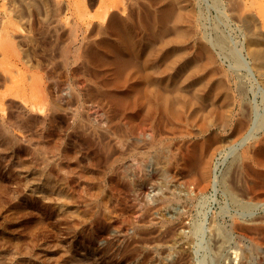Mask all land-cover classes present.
<instances>
[{
    "label": "bare ground",
    "instance_id": "1",
    "mask_svg": "<svg viewBox=\"0 0 264 264\" xmlns=\"http://www.w3.org/2000/svg\"><path fill=\"white\" fill-rule=\"evenodd\" d=\"M32 1L34 2V0L30 1L31 4L33 3ZM36 1L38 2V0ZM120 1H123V3L126 4L129 0L127 2H125V0H119V2ZM136 1L137 0H134V3ZM170 1L171 0H165L164 2L163 0L164 3L161 1V4L160 2H157V0H154V2L152 3H155V5L152 4L153 7H150L151 10L149 12H151V14H154L155 6L157 8L156 13H161V10L162 12L164 10L167 11L166 5H168L167 3H169ZM198 1H196V3ZM217 1L219 3L227 5V8L230 9V11L228 10L226 14H228V12H231L230 15L234 17V21L237 20L236 22H238L244 28L246 32L245 40L247 41V52L252 59L251 60L248 58L252 61V66L249 65V67L251 66L250 69L252 70V72H255V74H257L256 76L259 81L264 83V0ZM37 2L36 6H38ZM149 2H151V0ZM171 2H173L172 7H175L179 4L178 7L180 9H177L175 7L176 9L174 11V8L171 9L169 6L168 10H173L174 13L173 11H171V13L173 14L169 15L164 13V11V14L162 13V15L160 16L158 13L157 16H159V20H154V16H156L155 14L154 16L152 15L154 17H152L153 20L151 18L149 20L148 18L151 17V15L149 14V16L145 18L143 22H141L142 19L139 18L141 20V24L138 21L139 25L134 22L137 20V16L135 17V20L133 19V16L135 15L134 13L137 11L132 12L128 7L130 5L126 4L127 9H129V12L127 10V13H121L118 9L120 13L117 11H113V13L109 14L110 11H107L106 9V14H109L110 16L108 17V19H110V25H108L107 23V26H110L111 31L108 32L110 33L114 30L115 32L112 33H116V31H118L120 32L119 34H121V36L119 35L118 43V40H116L117 38H115L118 37V33L116 34V36L115 34H112L114 35L115 40L109 38L111 42L109 44L107 43L106 46L103 45L105 48L99 47L101 50L98 49V46H93L94 43H97L99 41L93 42V40L91 41L89 39L91 41V44L93 42L92 45L86 44V46L85 44H81L82 46H79L76 44L77 47L75 46L74 50L70 47L72 43L69 42L70 45L68 43L65 44L61 41L63 39H59L62 44L64 43L63 46L61 45L62 47H60L61 50L59 51L61 53L60 55H62L63 58H61V61L64 62L63 66H68L71 53L74 52L75 54L77 53L78 55H80L82 54L81 52H83L86 57L92 60V62L90 61L92 64L94 60V62L99 61L100 64L102 63L103 65L101 64V66H106L108 71H111L109 74L117 76L118 74L116 73L120 71L122 72L120 74H122L123 76L120 74L119 76H122L121 78L126 77L125 79H127L128 81H124L125 84H122V79H120V77L116 80L117 82L121 80V82H119L121 85H123L121 87H119L120 85L117 86L114 84L111 86V83L109 87H105L107 89H105L107 93L103 92V85V90L101 88L103 94H107L108 98H110L113 102H116V100L119 101L120 106H116L118 102L116 103V105L115 103L112 104L114 106L111 105L112 108L115 106L121 107L119 113H122V119L120 120V117L118 118L116 116H112V119L115 117L120 120V123L117 120L119 124L116 125L114 123L115 125L112 124L113 126L111 125V127H103V125H101L100 128L95 127L98 125H95L85 114L80 111L79 108H75L74 110L72 109L74 112H72V110H70L71 112L68 111L69 108H66V105L61 102L59 94H37V91H43V88L38 85L44 79H42V75L40 77H36L35 81L32 82V94L30 96H26V98L20 97L23 101V103L19 101L21 103L20 105L25 111H23L17 105L20 109L18 108L17 111L12 110L9 117L4 118L0 116V149H10V147L12 146L16 147L22 145V140L13 131L14 124L16 125L17 123H20V126L23 128L34 127L35 129L36 127L40 128L41 130V132L39 133L38 141L34 143L33 147L31 148L30 157L28 159L25 158V160L20 161V164L23 166H21L20 164L19 165L21 167H28L27 169L30 170L31 176L34 179L39 178L44 183V196H42L43 198H41L44 201L43 206L45 210H48L46 225H48L49 229H53L54 224L52 222L53 208L51 207V205L56 204L57 209L54 213L57 218L56 225L64 224L68 232L73 233L75 235V238L82 239V242L86 239H92L93 234H91L90 231L86 230V226H89L94 222H98L99 224L107 223V220H109L110 216H112V212L108 205L110 195L106 189V182L109 180V183H111L112 185H116L115 182L117 181V179H119L117 167L121 165L122 160L124 161L127 171L123 179L125 181L124 183L128 192H131L130 189L138 187L139 185H136L139 181H141L142 183V180L148 179V176L144 177V175L146 174H144L145 172H143L144 168L142 169L144 160L146 161L148 157L155 161L156 166L160 168V170L158 169V173L159 171H161L162 176H166L167 174L170 176L173 167L178 166L179 169H181V178L189 181L190 183L192 182L193 184H195L194 186L198 189L199 192H203L213 182V176L215 173L214 165H216L214 164V158L217 154V151H219L220 148H224L230 144H235V146L238 145L242 147V150L239 151L237 155L235 154L236 158L235 161H233L234 165L233 163H230L234 168V172L233 170H230L233 172L232 181L230 179V181L228 180L229 182L226 181L227 178L222 180L225 184V191L229 193L233 200H238V197H240V195L251 199H254L257 195H264V132L261 135L257 133L259 126L261 127L260 129H262V124L264 121L262 122L263 119L261 121L259 120V126H257V124H255L256 120L255 122L253 120V114H255L257 110H254V112L252 111V107L254 106L251 107L249 99H245L246 93L244 94V91L247 90L245 89V84H248L249 82L245 83V80L243 82V79H241L242 74L237 71L238 67L237 69L236 67L235 69H230L226 68V65L223 66L220 62L224 60L226 55L223 60L220 61L218 57L220 55L217 56V54L212 49L215 45H213L211 48V44L206 41L207 39L205 40L202 34L200 36L199 32H202L200 31L202 25V23L199 21L200 13L198 12L199 15H197V11L195 10L194 6L193 9L191 7L192 5H190L191 2L189 0H174ZM174 2L177 3V5H174ZM214 2L216 1L214 0ZM130 3H132V0L131 2L129 1L128 4ZM142 4L145 5L144 2ZM198 4L200 3L198 2ZM118 5L120 7L121 4L118 3L117 6ZM106 7L108 8V5H106ZM113 7L114 5L111 8ZM123 7L125 9V5ZM123 7L122 9L120 7L122 12L124 11ZM131 7L132 6H130V8ZM145 7L146 9L149 8V6L147 7V5ZM139 8L141 9V7ZM143 8L141 10L142 12ZM114 9L116 8H113L112 10ZM57 13H55V15H57ZM127 14H130L129 17L127 16ZM58 17L59 16L57 15V18ZM226 18L227 17H225V19ZM132 19L133 21H131ZM48 20V22L51 23L52 21V24H54V22L58 19L55 21L52 20V18ZM46 23L44 22L43 24ZM100 24L99 27L102 26L103 29L104 26H100ZM56 25L58 24L56 23ZM72 25L73 24H71V26ZM170 25H172L175 34L172 33L171 29H168ZM58 26L57 28H60ZM42 28H46L47 30V27ZM53 28L55 27L53 26ZM102 29L101 33L102 31H104ZM107 29L108 28H106V30ZM167 29L170 30V33L173 35H168ZM52 30L54 32L55 29ZM74 30L75 29H73L72 31L74 32ZM201 30H203V28ZM70 31L71 30H69L68 32L69 35L71 33ZM220 31L224 32L225 30ZM53 32L51 31V33ZM223 32H215V34H218L216 37L218 43L217 46L220 45V47L222 46L223 48L228 47V49H230L237 57L235 50L232 49L230 45L228 46V43L230 44V41L228 42V39L225 36L226 34H223ZM87 35L88 34H86V36ZM57 37L60 38L63 36ZM75 37L76 36L74 35V33H72L71 42L77 40V38ZM105 37L109 36L106 35ZM105 37H103L104 40H106ZM66 40L68 39L65 38L64 41ZM214 40L215 38L213 39V41ZM194 41L197 48V50L194 51L203 52L205 54L203 57H200V54L198 55L194 51V53L189 51L188 47L190 48V46H188V44H191L192 42L194 44ZM87 42H89L88 39L85 40V43ZM56 43L59 44L58 42ZM56 43H53L52 47L55 46ZM102 44H104V41ZM84 46H86V49ZM173 47H177V52L174 55H170L169 51ZM94 49H97V52L98 50L100 51L98 53H94ZM72 50L74 51L72 52ZM72 55L73 58H75L72 61L75 65L76 61L79 58H76L74 54ZM56 56L57 54H55V57ZM83 59L81 61L84 62ZM240 60L242 62L243 60H245V62L247 61L245 58ZM53 61L54 59L49 63H53L54 66V62L58 61ZM61 61L59 60L58 63H62ZM86 61H88V59H86ZM49 63H47L45 67H47ZM86 63L88 62H85V64ZM91 63L90 65H92ZM227 64L229 65L231 63ZM56 66L54 67L56 68ZM136 66H138L139 69H137ZM59 67H62V65H59ZM247 67H245V70ZM63 68H65V66ZM82 69H84L85 71V68ZM90 69L93 70V68H89V72ZM95 70L96 68H94V73ZM97 71L96 73L98 75L99 71ZM102 72L104 71L102 70ZM94 73L92 75H94ZM53 74L56 75L55 72H53ZM103 74L108 75L107 72H104L102 73L101 77L103 76ZM255 74H253L254 80L257 79L256 76H254ZM97 75L95 76L97 77L96 79L100 78ZM44 76L46 77V75ZM95 77L93 78L95 79ZM91 78L92 76L90 77V79ZM124 78L123 80H125ZM55 79H57V77ZM248 80L251 81L250 78ZM57 81L59 82V80ZM57 81L55 82L56 85L59 84ZM111 81L113 82V80ZM107 83H105L104 85H106ZM114 83L118 84L116 82ZM91 85L95 86L93 83ZM251 85L253 86V84ZM96 91L97 90H95V93L97 95L98 91ZM101 91H99L98 93H101ZM261 92L263 93L262 90ZM76 93L77 92H75L74 94L75 100L78 99ZM92 93L94 94V92ZM243 94L245 95V97ZM39 95L41 97V102L39 101ZM98 97L100 96L98 95ZM116 107L114 108L115 110L119 109H116ZM60 118L62 122L58 123V125L56 124V126H61V132H59L62 136L64 135V133L62 132L63 128H67L71 125V131L69 129V132L67 131L68 134L66 135L70 136V139L73 138V145L71 147H69L71 145V142L70 144H68L70 139L68 140V143L67 139H65V141L61 142L60 144L42 139L44 137L48 138L53 133V123H57ZM108 123L110 124L112 123V121ZM48 126H50L51 128L50 132L47 131ZM115 140L120 141L123 146L122 151L119 154L115 153V144L117 145ZM64 143L67 145H65ZM61 147H64L65 150L67 148V152H65V154L63 153L64 155L60 153ZM80 147L90 150L91 153L89 154L88 162H83V159L79 157L78 152L80 150ZM57 156L59 157L56 158ZM230 164L229 166H231ZM135 165L136 168L138 166V169L135 168ZM245 165L246 167L249 166V168H251V171L254 170L252 172H255V174L251 173L254 175L253 180L250 179L251 182L245 183V181L243 180V184L242 175ZM109 173L110 175L108 177ZM225 177L223 176L222 178H220L223 179ZM80 178L85 181V183L88 185V188L86 189V187H84L83 189L76 190L75 192L71 191L68 188L70 182L79 180ZM220 178H218V180ZM245 180L248 181V179ZM1 187L0 190L3 191V188L1 189ZM80 197L84 198L85 203L76 204V200H78ZM259 198L261 199V197ZM242 200L244 201V203H246L245 206H247V204L249 205L250 202H253L248 199ZM35 201L37 202V200ZM76 206L77 209L73 210V208H75ZM243 217H241V219ZM246 219L248 218L246 217ZM252 219H250V221H241L236 219L235 222L233 221V225L235 224L234 226H236L238 229L249 233L248 235L252 236L254 234H259L258 237L264 236V216H261L257 219ZM217 225L219 224H216L215 227ZM201 227L203 228V226ZM201 227H197V232H199V229ZM219 228L220 227L218 226L216 229L214 228V230L216 231H214L215 237L218 235V238L222 235L221 232L224 231L223 228H221L223 231H220ZM169 229L171 233H173V235L179 237V232L176 228L170 227ZM260 233H263V235H260ZM223 235L225 236V233ZM223 235L221 236L222 238L220 237L221 239L215 240L217 243V249L214 250L216 251L214 252V254H216V256L219 258L222 257V250L224 249V247H226L225 245L228 242V238H223ZM47 238V243L45 242V246H43L41 249L42 260L41 262H38L39 264H114L112 260L107 259L108 257H110V249H112L111 247L102 249V259L98 255V251L95 248L87 247L86 243L84 245H81L79 249H76L75 242L67 243L65 241H57L56 243L54 242L55 247H53L54 245L52 244V246L50 244V242L53 243V240H51L49 236ZM261 238L262 240L264 239L263 237ZM14 242L16 241L14 240ZM20 242L21 240H19L18 243L16 242V244L18 245ZM16 244L15 246H17ZM22 247V244L19 249L15 247L20 251L14 253L13 255L9 253L10 255L6 256L7 258L3 261L2 259L5 258V256H0L3 257L0 259V264L12 261H20L23 264H37V261L34 260V253ZM99 258H101V260ZM37 259L39 258L37 257ZM223 262L224 261H222L221 264H223Z\"/></svg>",
    "mask_w": 264,
    "mask_h": 264
},
{
    "label": "rangeland",
    "instance_id": "2",
    "mask_svg": "<svg viewBox=\"0 0 264 264\" xmlns=\"http://www.w3.org/2000/svg\"><path fill=\"white\" fill-rule=\"evenodd\" d=\"M28 1L30 2L31 0H0V116L7 118L9 117L12 110L17 111L19 107L23 111H25L20 105L21 103L19 101L23 103L20 97L26 98V96H30L33 92L32 82L35 81L36 77H40L42 75L41 77L42 79H44L38 85L43 88V91H37V94H59L61 102L66 105V108H69V110L67 109L68 111L72 109L74 110L75 108H79L80 111L85 114L95 125H98L95 127L100 128L101 125H103V127H111V125L114 123L116 125L119 124L120 120L122 119V113H119L121 107L116 106H120V103L117 100L116 102H113L110 98H108V95H104L103 92L107 93V89L105 87H109L111 83V86L113 84L117 86L120 85L119 87L123 86L119 83L121 82V80H119L118 82L116 81L117 79H119V74L122 72L118 71V73H116L115 71V73L118 74L117 76L109 74L111 71H108L106 66H101L102 63L100 64L99 61L94 62L93 60L92 64V60L86 57L83 52H81L82 54L79 53L80 55H78L77 53L75 54L73 52L75 50L74 47H77V45L82 46L84 44L92 45L93 42L99 41L97 43H94L95 45L93 44V46H98V49H100L101 47L106 46L107 43L109 44L111 42L109 38L113 40L117 38L116 40H118L119 35L121 36V34H119L120 32L116 31V33H112L115 32L113 29L112 32H108L111 31L110 26H107V23L108 25H110V19H108V17H110L109 14L113 13V11H120L121 13H127V10L129 12V9H131L132 12L137 11L134 13L135 15L131 12L134 15L133 19L135 20L137 18V20L134 21L137 23V25H139L138 21L141 24V22H143L144 19L149 16V14L151 15V17L148 18L149 20L150 18L153 20L154 17V20H159V16H157L159 12L156 13V6L154 13L156 16L149 12L153 7L152 4L155 5V3H152L154 2V0H151V2H149L150 0H148V2L147 0H137V3H134V0H132V3L130 4L128 3L129 1L131 2V0H125V2L128 1V3H126L127 5L135 7L130 8V6H128L129 9H127V5L124 4L123 1L119 2V0H81V2L80 0H38V2L34 0L35 3L32 1V4ZM161 1L163 2V0ZM161 1L157 0V2H160L162 4ZM171 1L167 3L168 5H166L167 11H163L164 13L169 15L173 14L176 8L180 9L178 7L179 4L177 5V3L175 2L174 5H177L175 6L176 8L172 7L173 2ZM189 1L192 3H190V5H192L191 7L193 8L194 6L195 10L197 11V15H199L200 13V17H198L200 18L199 21L202 23L201 29L203 28L204 30L203 31L200 29V31L204 33L203 34L202 32H199L200 36L202 34L203 38H205V40L207 39L206 41L211 44V48L213 45H215L212 49L217 54V56L220 55L218 56L220 61L223 60L226 55L224 60L220 62L223 66L226 65L225 67L230 69H235V67L237 69L238 67L237 71L242 74L241 79H243V82L244 80L245 83L249 82V85L245 84V89L247 90L244 91V94L246 93V97L244 94L243 95L245 99H249L251 107L254 106L252 107V111L254 112V110H257L255 114H253V120L254 122L256 120L257 123L255 122V124L259 126V120L261 121L263 119L262 122L264 121V83L259 81L256 76L257 74H255V72L253 73L250 69L252 66V59L250 58L247 52V41L245 40L246 32L244 28L238 22H236L237 20L234 21V17L230 15L231 12H228L229 15L226 14L228 10L230 11V9L227 8V5L219 3L217 0H215L216 2H214V0H194L195 3L193 0ZM196 1H198L200 4H198V2L196 3ZM36 2L38 3V6H36ZM143 2L145 3V5L142 4ZM118 3L121 4V9L125 5V9L123 7V12L120 9L119 5L117 6ZM195 4L198 5L196 6ZM106 5H108V8L106 7ZM113 5V8H116L114 10H112L113 8H111ZM146 5L147 7L149 6V8L146 9ZM169 6L171 9L174 8V11H169ZM139 7H141V9ZM142 8L143 12L141 11ZM106 9L107 11H110L108 15L106 14ZM171 11H173V13H171ZM163 12L161 10V13H159V15L161 16ZM55 13H57V15L59 16L58 18ZM143 13L146 14L144 15ZM130 14H127V16L129 17ZM225 17L227 18L225 19ZM51 18L54 21L58 19L59 21L57 20L58 22H55L59 26L56 25L55 22L54 24H52L51 20V23L48 22V19ZM139 18H141L142 21ZM231 18L233 22L231 21ZM133 19L131 21H133ZM44 22L46 24H43ZM205 23L207 24V26ZM215 23L218 24L216 25ZM71 24L73 25L71 26ZM99 24L100 26H104L103 29L102 26L99 27ZM52 25L55 28H53ZM57 26L60 28H57ZM42 27H47V30L46 28L43 29ZM105 27L109 30H106ZM51 28L55 29L56 31L54 30L53 32ZM49 29L53 33H51ZM73 29H75L74 32L72 31ZM101 29L104 31L106 30L105 33L107 32L106 35L109 37H105L106 35L104 31H102L101 33ZM168 29H171L172 33L175 34L172 25H170ZM168 29L167 33L168 35H170L171 31ZM218 29L225 31L223 32ZM69 30H71V36L68 33ZM99 31L101 34L99 33ZM216 31L217 33L223 32V34H226L225 36L227 37L228 42L230 41V44L228 43V46L230 45V47L235 50L237 57L230 49H228V47H225V50V48H223L222 46H217L218 43L216 37L218 34H215ZM72 33H74V35L76 36L75 38H77V40L75 39L76 41L74 42H71ZM117 33L118 37L114 38V35L112 34H115L116 36ZM86 34L88 35L86 36ZM110 34L112 35V37ZM57 36L63 37L58 38ZM103 37H105L106 40H104ZM55 38L57 39V41ZM65 38L68 40L64 41ZM214 38L215 40L213 41ZM59 39H63L61 41L65 44L68 43L70 45V43H72L70 47L74 49L72 50L73 53L70 54L71 58L69 57L68 66L64 65L65 68H63L64 62L61 61L63 58L62 55H60L61 53L59 52L61 50L60 47H62L64 43L62 44ZM87 39L89 42L85 43V40ZM89 39L91 41L93 40L92 44ZM102 40L104 41V44H102ZM55 41L61 43L57 44ZM117 42L119 43V40ZM53 43H56L55 46H53L54 48L52 47ZM98 43H101L102 45ZM192 44L193 42L191 44H188V46H190V48L188 47V49L189 51L194 53V50H197L195 46V41L193 44L194 48ZM86 46H84L85 49ZM56 48L59 50H57ZM100 50H98V52ZM98 52L97 49L94 51V53ZM176 52L177 47H173L169 51L170 55H174ZM195 53L198 55L200 54V57H203L205 55L203 52L199 51H196ZM228 53H232L234 56ZM55 54H57L56 57ZM72 54H74L76 58H79L77 60L78 62L76 61L75 65L72 62L73 59H75L73 58ZM243 57L247 60V63L245 62V60H243V62L240 60L244 59ZM248 58L251 60H249ZM53 59L54 61L56 60L58 62L60 60L62 63L53 61L54 66H56L57 64L55 68L53 66V63H49ZM82 59L84 60V62L81 61ZM86 59H88V61H86ZM85 62H90L92 65H90V63H86L88 66L87 67ZM226 62L231 64L228 65ZM47 63H49V66L47 65V67L50 71L47 67H45ZM242 63L244 65H247L244 66ZM58 64L60 66L62 65V67H59ZM249 65L251 66L249 67ZM245 67H247L249 70L247 68L245 70ZM82 68H85V71ZM89 68H93V70L90 69L89 72ZM94 68H96L95 73ZM97 68H99L100 70L102 69L105 73L107 72L108 75L103 74V76L101 77L102 73L104 72H102V70L100 71ZM136 68L139 69L138 66H136ZM96 71L99 74L101 72L100 76L99 74L97 75ZM53 72H55L56 75H54ZM93 73L94 75H92ZM248 74L251 75L249 76ZM253 74H255L254 76H256L258 80H254ZM44 75H46V77ZM96 75L101 79H96ZM54 76H56L57 79H55L56 77ZM91 76L92 78L95 77L96 80L94 78L93 80L92 78L90 79ZM247 76L251 79V81L248 80L249 78ZM121 77L120 79H122V84L124 83V81H128L127 79H125L126 77H123L125 80H123V78ZM54 79L56 81L59 80V82L57 81L59 83L58 85L55 84L56 81ZM111 80H113V82ZM96 81H99L98 83H101L98 84ZM114 82L118 84H115ZM92 83L96 87L91 85ZM105 83L107 84L104 85ZM251 84H253V86ZM102 85L104 90L102 88ZM101 88L103 92L101 91ZM95 90H97L98 92L101 91V93H98L96 91V95ZM261 90L263 91V93L261 92ZM75 92H77V100H75ZM92 92H94V94ZM98 95L100 97H98ZM104 96L107 98H105ZM39 101L41 102L40 95ZM117 102L118 104L116 105ZM114 103L116 105V109H119L115 110V107H111V105ZM112 109H114L115 112ZM73 110L72 112H74ZM116 113L117 115L119 113V115L117 116ZM112 116H116L118 118L120 117V120L115 117L112 119ZM114 119L116 122L114 121ZM117 120L119 121V123ZM111 121L112 123L109 124L108 122ZM60 122H62L61 118L57 123H53V133L48 138L44 137L42 139L47 141H53L57 144H60L61 142H64L65 139H67L68 143L70 136L66 135L68 134L67 131L69 129L71 131V125L67 128H63L62 132L64 133V135L62 136L60 134L61 126H56V124L58 125V123ZM20 125V123H17L16 125L14 124L13 131L22 140V145L16 147L12 146L10 147V149H0V187L2 186L1 189L3 188V191L0 190V256H5V258L0 257V259L3 258L2 261L7 258L6 256H9L10 254L13 255L16 252H19L20 250L18 249L21 247L22 244L24 248L34 253L33 255L35 256V259H33L37 261V264H39L38 262H41L42 260L41 249L47 243V237L49 236L50 239L53 240V243L50 242L51 245H54H52L53 247H55V243L57 241H65L67 243L75 242L76 249H79L81 245H84L86 243L87 247L95 248L99 253L98 255L102 259V249L111 247L112 249H110V257H108L107 259L112 260L114 264H221L222 261H224L223 264H264V239L262 240L261 238H264V236L258 237L259 234H254L252 235V237L251 235H248L249 233L244 232L234 226L235 224L233 225L236 219L241 221H250L253 216V219H257L261 216H264V195H257L254 199L246 198L240 195V197H238V200H233L229 193L225 191V184L224 181H222L226 178V181H228L229 179L232 181L234 172L233 161H235L236 158L235 154L237 155V153L242 150V147L238 145L235 146V144H230L224 148H220V150L222 151H217V154L214 158V164H216L214 165V183L212 182V184L203 192H199L198 189L194 186L195 184H193L192 182L191 184L189 181L181 178V169H179L178 166L173 167L170 176L167 174L169 178L167 175L165 176L164 174L163 175L165 177L162 176L161 171H159L158 173V169L160 170V168L156 166L155 161L150 159V157H148L146 161L144 160V163L142 165V169L144 168L143 172H145L144 174H146L144 175V177L148 176V179L142 180V183L141 181H139L140 183L138 182L136 185L139 186L134 189H130L131 192H128L124 183L125 181L123 179L127 171L124 161L122 160L121 165L117 167L119 179H117V181L115 182L116 185H112L111 183H109V180L106 182V189L110 195L108 205L112 212V216H110V219L107 220V223L99 224L98 222H94L89 226L87 225L86 230L90 231L91 234H93V237L92 239H83L85 242H82V239H77L75 238V235L73 233H69L64 224L56 225L57 218L54 214L57 209L56 204L51 205V207L53 208V229H49L48 225H46L48 210H45L43 206L44 201L42 199V196H44V183L39 178L34 179L31 176L30 170L27 169L28 167H21L23 165L20 164L21 160H25V158L28 159L30 157L31 148L33 147L34 143L38 141L39 133L41 132V130L40 128L36 127L35 129L34 127L23 128ZM262 126L263 130L260 129V126L257 130V133L260 135L264 132V122ZM50 129V126H48L47 131L50 132ZM72 139H70L68 143L70 144L71 142V145H68L69 147L73 145ZM115 141L117 143V145L114 143L116 149L115 153L119 154L122 151L123 146L120 141ZM60 151L61 154H65V152H67V148L65 150L64 147H61ZM90 153L91 152L89 149L80 147L78 155L81 159H83V162H88ZM58 157L59 156H57L56 158ZM230 163H233V165H231ZM229 164L231 166H229ZM245 167L243 169L242 175L243 184V180L245 181V183L251 182L254 177L253 174H255V172H252L254 170L251 171V168H249V166L246 167V169L248 168L249 171L248 169L246 170ZM136 169H138V166ZM230 170H233V172ZM222 174L224 177L226 176L223 179H221L223 177ZM109 175L110 173L108 174V177ZM227 175L230 176L228 177ZM218 178L220 179L218 180ZM245 179H248V181ZM84 187H86L87 189L88 185L82 178L76 181H71L68 185V188L73 192H75L76 190L83 189ZM259 197H261V199ZM242 199H248L253 202H250L249 205L247 204V208V206H245L246 203H244ZM35 200H37V202ZM32 202L35 203L33 204ZM77 203H85L84 198L80 197L78 200H76V204ZM74 209H77V206L73 208V210ZM241 217H243L244 219H241ZM246 217L248 219H246ZM216 224H219L217 226L220 227V231L222 230L221 228H223L224 231H222L225 233L226 236L225 237L223 235L224 233L221 232L223 238H228V244L225 242V246L227 248L224 247V249L222 250L221 258L217 257L216 254H214V252H216L214 250L217 249V243L215 240L222 238V235L220 236L221 238H218L217 234V236L215 237L214 233L216 231L214 230V228H217V226L215 227ZM231 224L234 227H232ZM196 226H203V228L201 227L202 230L200 228L199 232H197ZM170 227H174L177 229V231L179 232V237H176L175 235H173V233H171L169 229ZM260 235H263V233H260ZM14 240L17 243L19 240L23 242H20L17 245ZM15 244L17 246H15ZM15 247L18 249H16ZM37 257L39 259H37ZM214 257L216 260L214 259ZM101 258L99 259L101 260ZM6 264L23 263L20 261H12L7 262Z\"/></svg>",
    "mask_w": 264,
    "mask_h": 264
}]
</instances>
